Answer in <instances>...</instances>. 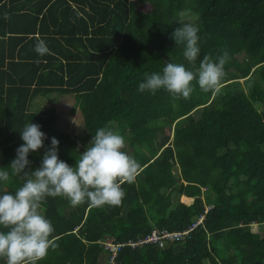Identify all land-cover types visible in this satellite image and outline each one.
Wrapping results in <instances>:
<instances>
[{
	"label": "trees",
	"instance_id": "1",
	"mask_svg": "<svg viewBox=\"0 0 264 264\" xmlns=\"http://www.w3.org/2000/svg\"><path fill=\"white\" fill-rule=\"evenodd\" d=\"M181 12L199 29L195 68L172 39ZM39 39L49 54L35 52ZM224 52L218 92L196 85L187 99H173L138 91L145 73L168 62L195 72L204 55ZM50 92L83 96L87 146L109 126L140 168L122 185L119 206L47 197L38 211L53 226L55 247L37 264H107V237L126 243L119 264H264V235L254 231L264 223V109L256 105L264 102V0H0V167L16 158L27 123L47 135L45 148L30 153V169L52 137L59 141L53 112L29 109ZM67 148L59 143V159L75 167L87 147ZM23 183L10 174L0 192ZM201 215L182 238L128 244L155 228L186 230Z\"/></svg>",
	"mask_w": 264,
	"mask_h": 264
},
{
	"label": "clouds",
	"instance_id": "2",
	"mask_svg": "<svg viewBox=\"0 0 264 264\" xmlns=\"http://www.w3.org/2000/svg\"><path fill=\"white\" fill-rule=\"evenodd\" d=\"M178 16L179 27L172 33V39L183 46V57L195 68L201 52L199 29L192 22L194 17L186 18L184 12ZM4 18L8 19L7 14ZM34 50L40 56L49 54L43 39L37 40ZM228 60L227 52L215 60L204 55L195 72L184 64L168 62L162 72L145 73L138 91L155 95L164 90L173 99H187L196 85L203 92H218ZM20 134L24 143L16 149V158L7 168L0 167V182L9 181L10 174L24 181L14 193L0 192V226L7 229L0 231V257L6 259V264H37L48 254L50 246L55 247L49 239L53 226L38 211L47 197L66 198L72 207L86 201L93 208L119 206L125 195L122 185L135 180L140 165L122 151L123 136L105 126L96 130L84 152L79 151L75 167L59 159V141L52 137L40 166L33 170L28 157L45 148L47 135L41 131V125L32 122Z\"/></svg>",
	"mask_w": 264,
	"mask_h": 264
},
{
	"label": "rangeland",
	"instance_id": "3",
	"mask_svg": "<svg viewBox=\"0 0 264 264\" xmlns=\"http://www.w3.org/2000/svg\"><path fill=\"white\" fill-rule=\"evenodd\" d=\"M136 9H151L150 4L143 2L137 5ZM259 109H264V102L259 101L256 104ZM84 99L78 94H63L60 92H50L42 96H37L29 104L31 111H41L44 115L53 112L55 116V130L58 135L60 146L68 147L66 151L76 149V147L86 148L88 140L86 138V127L83 119ZM65 150V149H64ZM184 177V175H183ZM182 201H188L189 196L182 195ZM210 206L207 205V209ZM199 219L197 217L196 221ZM254 231L264 235V223L262 228L254 223ZM110 238V237H107ZM108 264V260L106 261Z\"/></svg>",
	"mask_w": 264,
	"mask_h": 264
},
{
	"label": "built area",
	"instance_id": "4",
	"mask_svg": "<svg viewBox=\"0 0 264 264\" xmlns=\"http://www.w3.org/2000/svg\"><path fill=\"white\" fill-rule=\"evenodd\" d=\"M204 215H201L199 219L194 222L188 229L183 231H170L167 229H158L155 228L150 234L146 237L140 238L138 241H129L130 245H140L148 242H159L160 245L164 244V239H176L182 238L185 234H188L191 230H193L199 223L202 222ZM104 244L105 248L109 251L108 254V264H119L117 261L118 253L123 245L126 243L116 242L113 238H106L101 241Z\"/></svg>",
	"mask_w": 264,
	"mask_h": 264
},
{
	"label": "crops",
	"instance_id": "5",
	"mask_svg": "<svg viewBox=\"0 0 264 264\" xmlns=\"http://www.w3.org/2000/svg\"><path fill=\"white\" fill-rule=\"evenodd\" d=\"M51 28H52V26H51Z\"/></svg>",
	"mask_w": 264,
	"mask_h": 264
}]
</instances>
